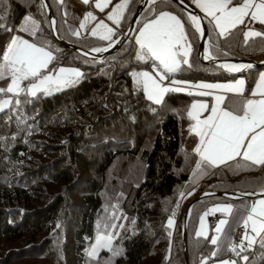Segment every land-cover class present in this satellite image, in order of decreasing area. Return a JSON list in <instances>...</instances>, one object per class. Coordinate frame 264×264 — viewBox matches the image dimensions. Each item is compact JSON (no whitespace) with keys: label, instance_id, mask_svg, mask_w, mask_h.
<instances>
[{"label":"trees","instance_id":"trees-1","mask_svg":"<svg viewBox=\"0 0 264 264\" xmlns=\"http://www.w3.org/2000/svg\"><path fill=\"white\" fill-rule=\"evenodd\" d=\"M139 1L127 0L114 39ZM48 4L61 39L85 50L108 44L97 36H73L59 0H48ZM10 5V25L19 27L28 15L40 24L38 38L26 32L15 34L53 51L55 60L49 70L75 67L83 77L72 87L27 97L31 102L18 111L0 113V251L4 248L0 264H105L112 256L107 249L100 250L96 260L86 255L100 229L120 233L112 243L123 253L110 264H200L214 246L195 236L199 215L209 204L227 199L211 195L191 207L186 262L182 229L189 200L207 191L258 192L264 187V166L229 162L208 172L189 197L181 196L199 159L192 152L198 137L188 132L187 110L194 95L172 92L166 94L163 105L151 104L142 91H135L130 75L135 67L153 65L135 59L139 46L133 37L105 58H89L56 40L41 0H10ZM165 8L181 15L195 49L190 57L193 67L185 66L172 78L226 81L242 75L249 89L259 68L230 73L201 64L198 34L188 23L189 14L176 3L157 1L154 11L146 6L136 28ZM208 19H204L207 45L220 44L219 51L211 49L213 57L247 58L264 52V38L244 44L245 26L217 40L209 31ZM253 26L264 30L258 23ZM126 107L132 110L128 115L135 113V123L125 114ZM169 218L174 220L172 227H168ZM121 224L125 227L120 228ZM258 252L246 254L252 257ZM227 257L235 258L226 250L210 263Z\"/></svg>","mask_w":264,"mask_h":264},{"label":"snow or ice","instance_id":"snow-or-ice-1","mask_svg":"<svg viewBox=\"0 0 264 264\" xmlns=\"http://www.w3.org/2000/svg\"><path fill=\"white\" fill-rule=\"evenodd\" d=\"M80 2L84 5L90 4V0H80ZM109 2L110 0H96L94 6L103 11ZM142 2L149 6L150 11L155 10L157 0H142ZM160 2L164 3L165 0ZM193 2L205 13V17L189 15L188 23L201 38L205 35L201 27V19L205 18H210L209 31L217 37V40L229 38L240 26L256 23L264 26V0H193ZM59 3L65 6V16H68L66 0H59ZM180 3L183 4L184 0H180ZM10 6V0H0V82H4V85L0 86V113L6 110L18 111L24 103L31 102L27 97H36L37 93L48 95L52 91L72 87L83 77V73L76 68L60 67L49 70V65L55 60L53 51L15 34L26 32L38 38L40 24L28 15L19 27L10 25L7 22L11 15ZM41 7H48L44 0H41ZM127 7V0H121L108 13L107 20L119 25ZM89 19H95L92 12H87L80 20V29L85 27V22ZM52 26L54 28L55 20L52 21ZM99 29L105 30L99 38L108 41V44L107 47L91 49L92 52H107L120 42L114 39V29L104 21H100L90 35L96 37ZM70 31L73 36H80V30L70 26ZM137 31L135 42L139 48L135 59L142 62L150 61L153 64V71L133 72L130 75L133 78L135 91H142L146 101L154 105H163L166 94L184 92L186 87L203 90L195 93L199 96H211L213 93L210 90H220L224 93L215 95V103L211 105V113L206 118L201 119V110L209 107L204 102H193L187 110V118L191 121L188 126L189 135L199 138V142L192 149V152L199 157L193 169V179L207 175L210 169L233 161L243 162L244 167L264 166V72L260 73L251 92V98L245 97L244 79H235L232 83L200 82L194 85L188 81L173 79V75L184 71L185 66L187 69L193 67L190 57L195 49L189 41L181 19L171 12L161 11L155 15V18L142 22V27ZM242 35L244 44L247 45L250 39L264 38V30L257 31L249 27L242 32ZM212 48L219 51L220 44L218 42L208 44L204 49V60L214 58ZM84 55L87 56L88 53ZM224 55L227 53L225 52ZM218 67L235 73L253 66L221 63ZM46 70H48L47 74H45ZM165 81L168 83L166 84ZM188 94L193 95L191 92ZM233 97L242 99L239 103L229 104ZM218 105H227V107H218ZM149 108L153 112L156 111L151 105ZM130 111L132 110L125 108L126 115ZM128 119L135 123L137 117L132 112L128 115ZM237 158L241 160L237 161ZM183 195L184 193H181V196ZM205 195L214 194L205 193ZM245 195L264 196V187L258 192ZM238 208L242 211L236 212L235 209ZM216 213L222 214L224 218L218 220L212 229L214 234L209 237V232L205 229L206 217ZM230 216L236 217L235 221H230L228 219ZM132 224L134 225L135 221H132ZM173 224L174 220L169 218L168 227H172ZM235 226H242L244 229L238 243L233 242L229 235ZM111 227L117 228V225L112 224ZM119 227L125 226L121 224ZM119 235V231L98 232L96 242L86 249V255L90 260H96L100 250L107 249L112 256L105 264H110L113 257L123 253L121 248L112 243ZM195 236L202 237L207 243L215 246L210 256L201 258L200 264H210L212 258L218 257L225 250V241H227V250L233 253L235 258L221 260L220 264H238V261H242L243 264H264V198L257 199L251 204L214 205L200 216L199 228ZM254 249H259L258 254L252 257L246 254L253 252Z\"/></svg>","mask_w":264,"mask_h":264},{"label":"crops","instance_id":"crops-1","mask_svg":"<svg viewBox=\"0 0 264 264\" xmlns=\"http://www.w3.org/2000/svg\"><path fill=\"white\" fill-rule=\"evenodd\" d=\"M66 1H68V4H66V6H67V11L69 12V15L68 16H65V6L64 5H62V11H63V15H64V18H65V21H66V25H67V27L69 28V30H70V26H71V17H70V15H71V13H72V10H73V5H74V3L75 2H77V4L76 5H80V6H82V4H81V2H80V0H66ZM118 0H110V2L108 3V6L107 7H105L104 8V10L103 11H100L99 9H96L95 8V2H96V0H90V4L89 5H86L87 6V8H90V9H92L93 11H94V13L98 16V18L101 20V21H104V23L105 24H107L109 27H111V28H113L114 29V33L118 30V25H116V24H113V22H111V21H109V20H107V15H108V13L109 12H111V10H112V8L114 7V5H115V3L117 2ZM190 3V2H189ZM191 4L193 5V0L191 1ZM194 6V5H193ZM161 11H168V12H171L173 15H176L178 18H180L181 19V21H182V23H183V20H182V17H181V15L177 12V11H175V10H173V9H170V8H165V9H162V10H160V11H158L155 15H157L159 12H161ZM88 12V11H87ZM86 11H84V14H86L87 13ZM155 15H153L152 17H150V18H147L146 20H144L143 22H146L148 19H153V18H155ZM202 16H204L205 17V15H203L202 14ZM70 19V20H69ZM184 24V23H183ZM245 27L246 26H250V27H254L253 26V24H247V25H244ZM140 27H142V23L137 27V28H135V30H134V34H133V40H134V42H135V37H136V35H138V29L140 28ZM255 28V27H254ZM257 29V28H256ZM104 29H99L98 30V35H97V37H100L101 35H103L104 34ZM90 33L91 32H89V33H87L86 35H90ZM198 38H199V36H198ZM190 41V40H189ZM136 43V42H135ZM68 68H71V67H68ZM59 69V68H58ZM77 69V68H76ZM262 72H264V69L262 68V69H259V71H258V73H257V75H256V77H255V79H254V81H253V83L251 84V86L249 87V89H248V87H247V84H245V97H248V98H251V92H252V90H253V88L255 87V84H256V81H257V79H258V77H259V75H260V73H262ZM235 79H244L245 80V82H246V77H244V76H238V77H236ZM235 79H232V80H226V81H207V80H186V81H188L190 84H197V83H200V82H205V83H232V82H234L235 81ZM247 83V82H246ZM186 89H187V92L189 93V92H191V93H193V95H194V99L192 100V102L190 103V105H189V107H188V109L190 108V106H191V104L193 103V102H204V103H206V104H208L209 105V107L207 108V109H204V110H201V119H203V118H206L210 113H211V105L213 104V103H215V100H214V97H215V95H223L224 93L223 92H221L220 90H210V91H212V95L211 96H199V95H196L195 93H197V92H199V91H203V90H201V89H196V88H188V87H186ZM228 95H231V94H228ZM258 98V97H257ZM242 98L241 97H233L232 98V100L231 101H229V104H232V103H239L240 102V100H241ZM218 107H227V105H218ZM198 142H199V138H198ZM216 168V167H215ZM215 168H213V169H215ZM213 169H210L209 170V172L210 171H212ZM205 177V175H203V176H198V177H196L195 179H193V172H192V174H191V176H190V179H189V181H188V183L185 185V187H184V195L185 196H190L188 193H192L194 190H195V188H196V186L202 181V179ZM247 193H250V192H247ZM194 198V197H193ZM260 198H264V196H255V197H249V198H233V199H231V198H226L227 200H225V201H220V202H215V203H212V204H209L201 213H200V215H199V218H200V216L201 215H203L208 209H210V208H212L214 205H216V204H221V203H231V204H234V205H237V204H241V203H247V204H251V203H253L255 200H257V199H260ZM191 199H192V197H191ZM190 199V200H191ZM235 211L236 212H240V211H242V209H235ZM199 218H198V221H197V224H196V230L199 228ZM221 218H224L223 216H222V214H220V213H216V214H214V215H208L207 217H206V222H205V229L209 232V235L211 236L212 234H214L213 232H212V229H214V227H215V225H216V223L218 222V220L219 219H221ZM228 219L230 220V221H235V219H236V217H234V216H230V217H228ZM240 224L242 225V221L240 222ZM226 227V229H227V226H225ZM236 227H242V226H235V227H233L232 229H231V231L234 229V228H236ZM243 228V227H242ZM230 238H231V232H230ZM232 240V239H231ZM215 250V246H214V249H213V251ZM227 250V241H225V250L223 251V252H221L220 253V255L218 256V257H220L225 251ZM230 259H232V258H230V257H227V258H222V259H218V260H216V261H214V262H212V263H210V264H220V261L221 260H230Z\"/></svg>","mask_w":264,"mask_h":264},{"label":"water","instance_id":"water-1","mask_svg":"<svg viewBox=\"0 0 264 264\" xmlns=\"http://www.w3.org/2000/svg\"><path fill=\"white\" fill-rule=\"evenodd\" d=\"M157 1H160V0H157ZM167 1H171V2L176 3L184 12H186L189 15H195L197 17L203 18L202 14L191 3H189L185 0H184L183 4L180 3V0H167ZM44 3L47 4V6H48L46 8V12H47V15L49 18L51 32H52L53 36L56 38V40H58L63 46L70 48L72 50H75L82 55H84V53H88L87 57L94 58V59H101V58H105V57L109 56L110 54L115 52L118 48H120L122 45H124L128 40H130L134 34V30L136 28V22H137L138 18L140 17L143 9L146 6H148V5L144 4L142 2V0H140L137 7H136V10H135L133 16L131 17L130 21L126 25L124 32L119 34L115 38L116 40H119L120 42L118 44H116L113 48H110L109 51H107V52L95 53V52H92L91 50H85V49L79 48V47L75 46L74 44L69 43V42L61 39L56 32L55 26H54V28L52 26V21L55 19H54L53 13L49 7L48 0H44ZM201 27L205 31V35L203 38H201L199 36V44H198V49H197V59L201 64L219 66L220 62L231 61V62H241L243 64H251L253 66L252 68H259V69L264 68V52L252 55V56L247 57V58H217V57H214L212 60H204L203 59L204 49L207 46V41H208V37H207L208 36V30H207V25H206L204 19H201ZM103 47H107V45L103 46ZM235 73H239V72H235ZM205 193H212L214 195L222 196L225 198H231V199H233V198H244V197L245 198L255 197V196H250V195H242L237 191H227V192L207 191V192H202V193L198 194L197 196H195L194 198H192L191 200H189L186 208L184 209V222H183V229H182L184 256H185L186 262H187L186 231H187L188 217L190 214L191 207L196 202H198L199 200H201L205 197L211 196V195H205ZM257 196H259V195H257Z\"/></svg>","mask_w":264,"mask_h":264},{"label":"rangeland","instance_id":"rangeland-1","mask_svg":"<svg viewBox=\"0 0 264 264\" xmlns=\"http://www.w3.org/2000/svg\"><path fill=\"white\" fill-rule=\"evenodd\" d=\"M121 2V0H118L116 3H115V5L117 4V3H120ZM66 4H68V1H66ZM77 4V2H75L74 3V5H73V10H72V13H71V15H70V17H71V27L72 28H76V29H78V30H80V35H86L87 33H89V32H92V30L96 27V25L101 21L99 18H98V16L94 13V11L92 10V9H90V8H87V6L86 5H84V4H82V6H80V5H76ZM114 5V6H115ZM193 5H194V7L201 13V14H203V15H205V13L204 12H202L197 6H196V4L193 2ZM112 10H113V8H112ZM111 10V11H112ZM84 11H88V12H92L93 13V15L95 16V19H89V20H87L86 22H85V27L83 28V29H80V27H79V24H80V20H82L83 19V17H84ZM250 26H246V27H244V31H246L248 28H249ZM126 28V27H125ZM125 28L120 32V34L121 33H123L124 32V30H125ZM251 28H253L254 30H257V31H259L258 29H256V28H254V27H251ZM198 34V36H199V33H197ZM106 46V45H105ZM103 47V46H102ZM63 68H68V67H63ZM71 68H75V67H71ZM140 71H149L150 73L153 71V65H151L150 67H135V68H133L132 69V73L133 72H140ZM45 74H47V73H45ZM173 79H175V78H173ZM177 80H179V79H177ZM183 81H186V80H183ZM165 83L167 84L168 83V81H165ZM186 87V86H185ZM55 91H58V90H55ZM55 91H52L51 93H53V92H55ZM184 92H187V89H186V91H184ZM185 196V195H184ZM189 197V196H188ZM110 231V230H109ZM98 232H108V231H106V230H98L97 232H96V234H95V237H94V240H93V242L90 244V246L87 248V249H89L90 247H91V245L92 244H94L95 242H96V237H97V234H98ZM3 250H4V248H3ZM2 250V251H3ZM101 250H103V249H101ZM2 251H0V254L2 253Z\"/></svg>","mask_w":264,"mask_h":264},{"label":"built area","instance_id":"built-area-1","mask_svg":"<svg viewBox=\"0 0 264 264\" xmlns=\"http://www.w3.org/2000/svg\"><path fill=\"white\" fill-rule=\"evenodd\" d=\"M240 194L245 195L246 193L241 192ZM244 229L242 227H236L231 231V239L233 242L238 243L242 236Z\"/></svg>","mask_w":264,"mask_h":264},{"label":"bare ground","instance_id":"bare-ground-1","mask_svg":"<svg viewBox=\"0 0 264 264\" xmlns=\"http://www.w3.org/2000/svg\"><path fill=\"white\" fill-rule=\"evenodd\" d=\"M221 63H231V64H243L241 62H231V61H223V62H220Z\"/></svg>","mask_w":264,"mask_h":264}]
</instances>
